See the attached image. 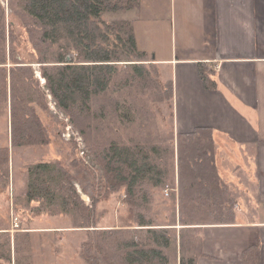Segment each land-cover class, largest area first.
Wrapping results in <instances>:
<instances>
[{"label":"trees","instance_id":"1","mask_svg":"<svg viewBox=\"0 0 264 264\" xmlns=\"http://www.w3.org/2000/svg\"><path fill=\"white\" fill-rule=\"evenodd\" d=\"M11 2L13 15L28 34L34 51L27 64L16 59L18 52L13 46L7 53L6 10L0 3V115L9 111L13 146L49 143L38 111V107L49 110V105L45 97L39 101L30 94L28 98L23 91L29 90L27 85L33 80L39 86L31 64L38 63L37 76L41 74L46 79L58 108L80 132L102 169L106 186L102 197L120 193L135 215L136 227L100 228L99 202L91 197L93 202L87 205L81 199L74 175L59 161L26 166L25 204L15 203L14 210L22 214L27 224L45 215L66 214L71 216L73 227L94 228V235L83 243L80 252L87 264H200L205 254L199 236L201 227L195 225L232 224L237 215L238 199L218 167L214 129L198 126L179 132L173 145L174 164L167 162L162 167L153 156L160 150L156 144L133 145L121 139L99 143L96 136L99 121L107 112L105 108L117 113L120 120L135 121V112L122 104L121 98L137 97L139 93L146 98L147 112H139L143 116L138 115L136 130L149 137L147 130L155 114L152 105L170 102L174 95L173 82L162 81L155 59H146V53L139 50L132 23L102 18L104 12L130 9L138 0ZM73 53L76 57L71 55L69 59ZM9 59L16 65L9 68ZM205 72L201 65L204 81ZM10 161L9 147H0V176L6 186L11 178ZM170 181L178 190L180 230L157 227L149 217L156 192L168 187ZM11 234L0 232V264L13 263V249L17 255L25 253L21 260L15 259L16 264H32L33 258L26 255L31 252V232L20 225L14 236Z\"/></svg>","mask_w":264,"mask_h":264},{"label":"crops","instance_id":"2","mask_svg":"<svg viewBox=\"0 0 264 264\" xmlns=\"http://www.w3.org/2000/svg\"><path fill=\"white\" fill-rule=\"evenodd\" d=\"M114 13L121 16L112 21L132 23L139 50L155 59L162 81L173 82V98L164 104L172 110L175 144L179 132L212 127L218 167L238 199L235 223L195 225L205 254L199 263L264 264V0H138ZM7 115L0 117L8 129L0 147H9L13 160ZM12 179L14 203L20 205L27 178L18 182L21 189L14 174ZM56 219L43 216L20 225L33 235L56 233L66 243L64 234L84 231L52 224Z\"/></svg>","mask_w":264,"mask_h":264},{"label":"rangeland","instance_id":"3","mask_svg":"<svg viewBox=\"0 0 264 264\" xmlns=\"http://www.w3.org/2000/svg\"><path fill=\"white\" fill-rule=\"evenodd\" d=\"M0 3L6 10V22L8 28L6 41L7 53H9L10 46H13L18 52L16 59L27 64L28 61L32 60L30 59V55H32L34 52L33 49H31L32 47L30 42H28V34L23 29L18 18L14 17V9L12 7L11 0H0ZM118 16H121V14L114 13V11H108L102 14V18L107 21H110L113 18H118ZM71 55L76 57L73 53L68 55L69 59L72 57ZM75 61H78V59H75ZM31 64L33 65L35 71V79L39 81V86L36 84V80H33L34 83L30 82L29 85H27V89L29 90L22 89L28 98H30V95H32L31 97L40 101L43 97H45L46 102L49 105V110L46 111L38 107V111L45 124L46 131L49 136V143L44 145L25 146L22 148L12 147L13 160L10 161L11 179L13 178L14 174L17 188L21 189L22 187L19 186L18 182L26 181L27 171H24V168L26 169V165L46 161H59L67 168L68 171L74 175L76 179L75 185L81 196V199L83 201L86 200L87 203L85 201L84 202L87 205H90L93 202L90 200V196L99 202L97 206V215L102 213L98 223L99 226L102 225L104 226L103 228L136 227L134 226V224H136L135 215L133 211H131V209L125 204V199L120 193H112L107 199L102 197L106 192V186L101 167L97 165L92 154L89 152L85 140H83V144L82 142L77 141L75 138V136H81V134L71 123L69 117L58 108L53 97H50L51 94L47 88L46 79L42 78L41 74L40 76H37L36 73H38V71L40 73L39 64ZM14 65L16 64L12 63V61L9 59L7 66L10 68ZM23 87H25V85ZM41 93L44 96H42ZM125 97L127 98H121V103L126 105V107H131L132 111L135 112L136 120L130 121L127 118L120 120L117 116V113H112V110L109 107L105 108L107 112H104L102 120L99 121V131L96 133L99 143H107L111 139H121L123 142H131L132 144L134 143L133 145H136L137 143L143 145L156 144L158 147L160 146L159 153L157 152L158 154H153L154 158L156 159V164H159L161 167L167 162L169 165L174 164L172 153L173 149H175L173 148V145L175 144V137L172 131V110L170 106L166 104L152 105V110L155 114L151 120L152 126L147 130V133L150 132V136H147V138L141 136V134L137 133L136 130V121H139L138 115L143 116L142 112L146 111L144 108L147 103L145 100L146 98L140 97L139 93L137 97L130 96L131 99L129 96ZM139 112L142 114H139ZM1 116L8 118L7 114L0 115V117ZM118 126L120 128L119 130H116ZM66 133L71 135L72 139L70 141H68L66 137L63 136ZM7 134L8 129L5 120H3L0 122V135L2 136H0V142L1 139L4 140L5 137H7ZM146 139H149L151 143L148 144ZM82 145H85V147L81 148ZM82 150L85 152L83 156L81 155ZM152 153L150 154L151 156ZM159 156L162 157V160H158ZM10 157L12 159V156ZM168 159H170V161ZM170 175L173 177L174 173H170ZM169 183L170 184L167 185L168 187H166L164 190L156 192V199L150 208L149 217H151L154 222L158 224L156 225L157 227L167 226L174 228L173 226H181L180 223H178L180 218L178 203L176 201V192L173 190V182L170 181ZM166 189H168V194H166ZM86 191L90 196L85 193ZM16 197L17 195L16 190H14L13 187V182L12 184L9 182L8 186H6L5 180H3V178L0 176V228H9L8 230L12 233V236H14L15 232H17V229H19L15 227L16 218L19 222L20 220H23V225L27 224L23 217L20 216L19 219V217H17V213H15L14 200ZM20 204L21 206L24 205L25 201L21 202ZM58 217L59 220L56 219L52 224L57 226L69 225L70 228H75L73 227V220L71 216L62 214ZM113 225L115 227H113ZM81 229L84 231L79 232V234H77L75 237H72L71 234H64L63 236L68 235V237L64 238L67 239V243L62 239L57 238L56 236L58 235L56 233L46 236L32 234L31 252L26 253V255H31V258H33L32 264H46V262H49L50 264H81V262L87 264V262L80 256V252L83 243L86 242L89 237L94 235V228H90V230L86 228ZM60 235L61 233L59 236ZM40 254L41 257H39ZM24 255L25 253L18 255L15 254L13 249L12 264H16L15 259L17 257H19L17 260H21ZM34 259L37 260V263H35L36 261H34ZM21 264L28 263L27 261H21Z\"/></svg>","mask_w":264,"mask_h":264},{"label":"built area","instance_id":"4","mask_svg":"<svg viewBox=\"0 0 264 264\" xmlns=\"http://www.w3.org/2000/svg\"><path fill=\"white\" fill-rule=\"evenodd\" d=\"M63 136L66 137V139H67L68 141H70V140L72 139L71 135L68 134V133L64 134ZM75 138L77 139V141L82 142V143L84 144V141H83L82 136H75ZM82 147H85V145H82L81 148H82ZM84 154H85V152H84V150H82V151H81V155L83 156ZM165 191H166V194H168V189H166ZM15 227H17V228L20 227V222L17 221V218L15 219Z\"/></svg>","mask_w":264,"mask_h":264},{"label":"bare ground","instance_id":"5","mask_svg":"<svg viewBox=\"0 0 264 264\" xmlns=\"http://www.w3.org/2000/svg\"><path fill=\"white\" fill-rule=\"evenodd\" d=\"M84 199V198H83ZM86 203H87V201L86 200H84Z\"/></svg>","mask_w":264,"mask_h":264}]
</instances>
